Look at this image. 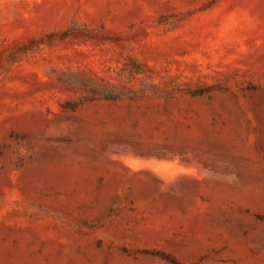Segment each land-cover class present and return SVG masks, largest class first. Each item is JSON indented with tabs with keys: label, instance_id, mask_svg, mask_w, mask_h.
Segmentation results:
<instances>
[{
	"label": "rangeland",
	"instance_id": "obj_1",
	"mask_svg": "<svg viewBox=\"0 0 264 264\" xmlns=\"http://www.w3.org/2000/svg\"><path fill=\"white\" fill-rule=\"evenodd\" d=\"M0 264H264V0H0Z\"/></svg>",
	"mask_w": 264,
	"mask_h": 264
},
{
	"label": "trees",
	"instance_id": "obj_2",
	"mask_svg": "<svg viewBox=\"0 0 264 264\" xmlns=\"http://www.w3.org/2000/svg\"><path fill=\"white\" fill-rule=\"evenodd\" d=\"M70 31H64V34H69ZM13 55L12 58H14ZM125 70H128L130 72H136V73H141L143 72V67L140 65V63H138V61L136 59H133V63L130 64H126V66L124 67ZM203 86L199 85L198 87H196L195 89H189V93L196 95V94H205L207 91L206 90H202ZM106 98L109 99H117L121 97V94L119 93H108L107 95H105ZM76 105H74L71 101H67L66 102V108H75ZM163 258H166L167 260L173 261L172 257H170L169 255H162Z\"/></svg>",
	"mask_w": 264,
	"mask_h": 264
}]
</instances>
